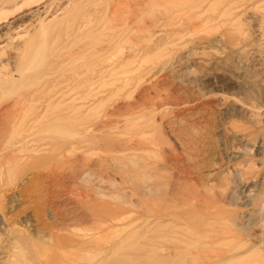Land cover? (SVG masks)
Segmentation results:
<instances>
[{"label":"rangeland","instance_id":"obj_1","mask_svg":"<svg viewBox=\"0 0 264 264\" xmlns=\"http://www.w3.org/2000/svg\"><path fill=\"white\" fill-rule=\"evenodd\" d=\"M119 147L162 176L142 205ZM89 193L134 208L133 236L77 259ZM56 245L73 264H264V0H0V264L61 263Z\"/></svg>","mask_w":264,"mask_h":264},{"label":"bare ground","instance_id":"obj_2","mask_svg":"<svg viewBox=\"0 0 264 264\" xmlns=\"http://www.w3.org/2000/svg\"><path fill=\"white\" fill-rule=\"evenodd\" d=\"M217 1V0H216ZM212 4V3H211ZM212 7H214V6H212ZM215 8V7H214ZM211 9V8H210ZM212 10H213V8H212ZM223 15V14H222ZM220 101H221V104L223 105V107L225 108L224 110H226L227 112L228 111H230V108L233 106V101L231 100V99H229V98H227V97H220ZM245 108V107H244ZM245 111L247 112V113H249V114H253V111L249 108V107H247V108H245ZM253 116V115H252ZM255 116V115H254ZM173 124V123H172ZM166 125L168 126V125H170L169 124V121H166ZM181 126V125H180ZM179 126V127H180ZM172 129V128H171ZM249 130H247V129H244V127L243 128H238V127H235V126H230V127H227V128H225V133H226V135H227V137L229 138V139H231V140H233L234 142H237V143H242V144H247V143H249L250 142V139H249V132H248ZM66 134V133H65ZM64 134V135H65ZM172 134H173V132H172ZM175 134V133H174ZM194 134V133H193ZM192 134V135H193ZM67 135V134H66ZM188 136V135H187ZM179 137V136H178ZM193 137V136H192ZM184 138V137H183ZM174 139H176L177 141H178V138L176 137H174ZM189 139V138H188ZM187 140V139H186ZM194 140V139H193ZM184 141V140H183ZM182 144V143H181ZM192 144V143H191ZM141 145H143L142 143H141ZM138 146V145H137ZM120 148V147H119ZM183 148V147H182ZM235 148V147H234ZM240 148V147H239ZM239 148H235V149H231V153L230 154H232L233 156H242V155H244L245 154V152H243L244 151V149H243V151H242V149L240 150ZM130 150H133V149H129V151ZM140 150H143V151H141V153H139L138 154V152L136 153V152H133L132 151V153L131 152H127V150L126 149H124V148H120L117 152H115V151H113V149H109V148H106V151H105V154H106V159H108L109 160V162H112L114 165H116L115 167H118V168H120L119 166H124V167H122V168H120V170H119V172H120V174H121V182H122V184L123 183H128L131 187V192L133 193V195H135V192H138V193H136L137 195H136V204H138V205H142L143 203H145L144 201L146 200V195L148 194V192H150L151 191V187H152V183L153 184H158L157 183V181H159L160 179H161V177H160V173H159V170H158V172H156L155 170H154V167H156V166H154V164H153V162L152 163H150V160H149V156H150V154H152V151H150V149H148V148H145V147H142V148H140ZM246 150V149H245ZM102 153H103V151H102ZM188 154V153H187ZM189 155H190V153H189ZM246 155V154H245ZM139 157V158H138ZM105 158V157H104ZM188 159V158H187ZM194 159V158H193ZM128 161L129 163H130V167L132 168H129V169H127L128 168V166L127 165H125V164H122V162L123 161ZM155 160V159H154ZM108 162V163H109ZM193 162V161H192ZM124 163V162H123ZM194 163V162H193ZM114 167V168H115ZM160 167V166H159ZM157 169H159L158 167H157ZM156 169V170H157ZM246 168H244V167H242V166H236V167H234V172H235V174L236 175H238V176H240L243 172H244V170H245ZM115 170H117V169H115ZM215 171H216V168H215V166L212 164H210V165H208V166H206V168H205V170H204V176H203V180L205 181V182H210V181H212V178H214V174H215ZM246 171V170H245ZM77 172V171H76ZM201 172V171H200ZM117 173V172H116ZM159 173V174H158ZM85 175H87V174H90L89 172H85L84 173ZM91 175V174H90ZM90 175H88V176H90ZM92 176V175H91ZM202 176V175H201ZM80 178V177H79ZM86 178V177H85ZM91 178V177H90ZM89 178V179H90ZM84 181H85V179H84ZM164 181V180H163ZM86 182H88V181H86ZM91 182H93V181H91ZM90 182V183H91ZM139 182H142V185L140 186L138 183ZM155 182V183H154ZM160 182V181H159ZM162 182V181H161ZM204 182V183H205ZM106 184V183H105ZM117 184V183H116ZM134 184H137V186L138 187H135L134 186ZM79 185V184H78ZM112 185V184H111ZM80 186V185H79ZM124 186V185H123ZM126 186V185H125ZM125 186H124V188H125ZM134 186V187H133ZM158 186V185H157ZM114 187H115V185H114ZM155 187V186H154ZM165 187V186H164ZM82 188H84V187H82ZM94 188H96V187H94ZM121 188V187H120ZM126 188H129V187H126ZM159 188V187H158ZM85 189V188H84ZM91 189V188H90ZM99 189H100V187H99ZM111 189V188H110ZM115 189V188H114ZM113 189V190H114ZM134 189H136L137 191H135ZM88 190V189H87ZM127 190V189H126ZM173 190H175V189H173ZM179 190V189H178ZM96 191H98V190H96ZM103 191V190H102ZM108 191H110L109 190V188H108ZM130 190H128V192H129ZM134 191V192H133ZM154 191H156V190H154ZM175 191H177V190H175ZM99 192V191H98ZM116 192V191H115ZM127 192V191H126ZM127 192V193H128ZM97 193V192H96ZM110 193V192H109ZM131 193V194H132ZM152 193V192H151ZM102 194V193H101ZM115 194V193H114ZM118 195V194H117ZM89 197H87L88 199L89 198H91V203H89V205H86L85 207H86V209H87V211H89L90 212V214H89V216H88V214H87V216H88V218H87V216H85V215H83V216H85L84 217V219L86 220H88L89 222H90V225H88V226H90V227H88V226H86V228H85V230L82 228L81 230H80V226H79V231L82 233V232H86V233H82V234H80V232L78 231V230H76L74 227V229L76 230V231H74L75 233H74V237H75V241H77V243L75 244V241H74V244H75V247H76V245H77V247H79V248H70V247H68V248H70V250H75L76 251V253L74 254L73 252H70L69 250H68V248H66L65 249V247L64 246H57L56 245V248L57 249H60V251L61 252H58L59 254L61 253L62 254V256L61 257H63V259H66V260H68V261H70V260H72V259H68V253L70 252L71 254H73L74 255V258H75V256H77L78 258L77 259H82V258H86V257H88V256H90L91 257V259H93L92 257H95L96 255H98V254H101L102 252H104V248L106 249V244H107V241H111L112 239H114V238H119V239H116L117 241H115L114 242V245L112 246V248L113 247H117V250H120V249H118V248H121V247H123L122 245L125 243V242H127V241H129L128 239H130V237L131 236H133V234H131V232H127V230L129 229V227H130V225H131V223H132V220L130 219V216H129V213H130V209H134V208H130L129 210L128 209H125V208H122V206H119V205H115V206H113L112 204H110V202H107V201H102L101 199H97V197L99 198V196L101 197V195L100 194H95V195H93V193H92V195H91V193H89V195H88ZM97 196V197H96ZM102 196H103V198H105V197H109V195H107V194H102ZM112 196V195H111ZM124 196V195H123ZM126 196V195H125ZM131 196V195H130ZM113 197H114V195H113ZM143 197H144V200H143ZM112 198V197H111ZM116 198H117V196H116ZM115 198V199H116ZM110 199V198H109ZM128 199V198H127ZM151 199V198H150ZM149 199V200H150ZM119 200H121L120 199V196H119ZM130 200V199H129ZM129 200H127V201H129ZM151 200H154V199H151ZM150 200V201H151ZM147 201V200H146ZM127 203H129V202H127ZM84 204V203H83ZM135 204V207L137 206ZM152 204V203H151ZM156 204V203H155ZM129 205V204H128ZM127 206V205H126ZM134 206V205H133ZM145 206V205H144ZM124 207V206H123ZM142 208V207H141ZM139 209V208H138ZM144 209V208H143ZM75 210V209H74ZM131 210V211H132ZM145 210V209H144ZM83 211V210H82ZM84 212V211H83ZM77 213V212H76ZM138 213V212H137ZM85 214V213H84ZM131 214V213H130ZM133 215H134V213H132ZM137 215V214H136ZM134 218V217H133ZM64 223V222H63ZM135 223V222H134ZM133 223V224H134ZM64 225V224H63ZM68 225V224H67ZM88 227V228H87ZM90 228V229H89ZM62 229V228H61ZM64 229V228H63ZM62 229V230H63ZM86 229H87V231H86ZM108 230H109V232L110 231H113V235L111 236V235H107L106 233L108 232ZM71 231H73V229L71 230ZM88 231H90L89 233H88ZM69 232V231H68ZM76 232H79V233H76ZM133 233V232H132ZM112 234V233H111ZM67 235V234H66ZM70 236H71V234H70ZM107 236V237H106ZM72 237V236H71ZM64 238H65V236H64ZM63 238V239H64ZM68 238H70V237H68ZM73 238V237H72ZM71 238V239H72ZM110 238V239H109ZM61 239V238H60ZM60 239H59V241L58 242H60ZM63 239L61 240V243H63V244H65V242H67V243H69V241L70 240H67V241H65V239H64V242H63ZM58 240V239H57ZM71 241H73V240H71ZM113 241V240H112ZM57 242V241H56ZM57 242V243H58ZM16 243V242H15ZM56 243V244H57ZM67 243H66V245H67ZM72 243V242H71ZM70 243V244H71ZM132 243H134V242H132ZM111 244H113V243H111ZM127 244V243H126ZM16 245V244H15ZM20 245V244H19ZM108 245V244H107ZM110 245V244H109ZM108 245V246H109ZM51 246V245H50ZM50 246H49V248H50ZM68 246H70V245H68ZM73 246V245H72ZM107 246V248H109ZM111 246V245H110ZM125 246V245H124ZM16 248H20V246L18 247V246H15ZM131 247H134V246H131ZM111 248V247H110ZM109 248V249H110ZM124 248V247H123ZM20 249H22V248H20ZM46 249V248H45ZM47 249H48V247H47ZM128 249H131V248H128ZM67 250V251H66ZM107 250V249H106ZM112 250V249H111ZM124 250V249H123ZM20 251V250H19ZM44 251V250H43ZM46 251V250H45ZM56 252H55V254L57 255V250H55ZM115 251H116V249H115ZM121 251H122V249H121ZM121 251H116L117 252V254H118V252H120V254H121ZM21 253H22V250L20 251ZM39 252V251H38ZM106 252H108L109 253V251H106ZM116 252H115V254H116ZM15 253V252H14ZM37 253V252H36ZM112 253H113V251H112ZM41 254V256L43 257V255H42V253H40ZM44 254V253H43ZM52 254V253H51ZM102 254H104V253H102ZM20 255V254H19ZM22 255H24L25 256V254L23 253ZM53 255V254H52ZM64 255V256H63ZM70 255V254H69ZM114 255V254H113ZM47 256V255H46ZM49 256V255H48ZM51 256V255H50ZM71 256V255H70ZM118 256V255H117ZM125 256V255H124ZM22 257V256H21ZM65 257V258H64ZM102 257V256H101ZM110 257H111V255H110ZM109 256L107 257V259L108 258H110ZM72 258V257H71ZM99 258V257H98ZM47 259L49 260V259H51V258H48L47 257ZM57 259V258H56ZM61 259V258H60ZM60 260V262L61 263H57L56 262V260H52V261H46L44 264H70L72 261H70V262H65V260ZM95 259V258H94ZM100 259V258H99ZM106 259V258H105ZM106 259V260H107ZM113 259V258H112ZM111 259V260H112ZM74 260V259H73ZM87 260V259H86ZM64 261V262H63ZM79 262L81 261V260H78ZM59 262V261H58ZM81 262H83V260L81 261ZM87 262V261H86ZM91 262V261H90ZM94 262H96V264H99V262H100V264H101V262H102V260L101 261H93L92 263H94ZM108 262V261H107ZM106 262V263H107ZM109 262H110V260H109ZM41 263H43V262H41ZM103 263H105L104 261L102 262V264ZM105 263V264H106ZM71 264H73V263H71ZM75 264H79V263H75ZM81 264V263H80ZM89 264H91V263H89Z\"/></svg>","mask_w":264,"mask_h":264}]
</instances>
